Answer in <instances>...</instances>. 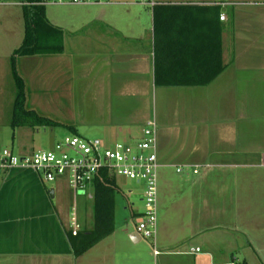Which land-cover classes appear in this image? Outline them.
I'll return each instance as SVG.
<instances>
[{
	"label": "crops",
	"instance_id": "1",
	"mask_svg": "<svg viewBox=\"0 0 264 264\" xmlns=\"http://www.w3.org/2000/svg\"><path fill=\"white\" fill-rule=\"evenodd\" d=\"M4 1L0 87L15 90L7 81L24 40V11L13 9L23 10L20 0ZM154 1V8L137 0L79 7L90 18L83 32L61 30V53L18 60L33 96L26 93L27 111L43 107L48 70L52 98L67 87L70 104L73 87L83 89V110L104 127L99 140L108 145L134 143L156 121L161 217L159 237L145 243L151 254L131 249L144 243L135 223L129 233L113 221L107 238L75 257L67 233L77 198L63 181L48 185L34 171L14 169L0 175V264H264V0ZM75 63L82 67L76 75ZM140 202L134 221L143 194Z\"/></svg>",
	"mask_w": 264,
	"mask_h": 264
},
{
	"label": "built area",
	"instance_id": "2",
	"mask_svg": "<svg viewBox=\"0 0 264 264\" xmlns=\"http://www.w3.org/2000/svg\"><path fill=\"white\" fill-rule=\"evenodd\" d=\"M105 0H41L39 6H94ZM141 5L154 8V0H137ZM23 5V4H20ZM220 20L225 21L223 15ZM158 130L155 120L148 121L142 137L134 143L108 145L99 139L86 140L67 136L57 142L53 149L19 156L9 149H0V175L14 169L31 170L42 175L47 184L65 182L76 199L87 195L89 188L104 175L122 177L143 185L142 216L136 221L135 235L142 241L153 242L157 236L158 213ZM181 173L182 169H178ZM198 174V170H193ZM77 205L69 212V232L73 237L82 230L78 221ZM192 249L190 253H199ZM153 254L159 252L153 247Z\"/></svg>",
	"mask_w": 264,
	"mask_h": 264
},
{
	"label": "rangeland",
	"instance_id": "3",
	"mask_svg": "<svg viewBox=\"0 0 264 264\" xmlns=\"http://www.w3.org/2000/svg\"><path fill=\"white\" fill-rule=\"evenodd\" d=\"M4 2L8 3L12 1L5 0ZM79 7L83 6H46L44 11L45 18L46 20H49L53 25H56L60 30L64 31V34L68 36L70 32H73L75 30L82 31V22L85 18H90L87 9ZM13 9L15 11H23L19 7H15ZM147 14L149 15L148 11ZM16 51L10 58V67L12 65V62L15 63L16 70L19 76V59H30L33 57L41 59V57L44 56L35 55L21 57L16 54ZM75 64L78 65L74 66V74L76 75L77 72L81 71L82 67H80V65L77 63ZM46 73L49 75V84L51 87L49 85H46L47 88L41 89V98H39L40 100L38 99V102H42L43 107L38 106V110L40 111L35 110L33 112L35 114L34 119L29 117L30 122H37L36 125H31L30 123V125L26 128H11L10 124L12 123V119L14 118V106H16L17 101V89L14 90V88L10 85L11 81L13 80L12 74L11 76H9L10 83L7 81L8 85H10L11 88H7L4 86L0 87V149H9L11 151L13 150L15 154H20V146H24L25 149L29 150L30 152H37L39 150H51L52 147L57 142H59V140H62L67 136H78L83 139L101 138L104 127L96 124L97 119L94 114L89 115L87 112H84L83 105L79 101V92H81L83 89L80 87H73V101L70 104L67 102L68 93L67 91H65L67 90V87L63 88L64 91H60L61 93L58 94L57 98H52L53 93L50 90H52V87H54L55 84L53 83V79H50L52 73H50L48 70L45 72V74ZM20 78L22 79V76H20ZM5 81L6 80H4L3 82ZM29 83L31 82L29 81ZM82 83L83 81L81 78L79 79V81L74 80V85L76 86L81 85ZM25 85L26 82H24V98L26 103V93L28 95V99L33 96L32 93L29 94L30 90L26 91L27 89ZM58 89L59 88H56V90ZM25 103L23 106H19V108L27 111V105ZM28 108L30 109L31 107L29 106ZM29 109L28 111L32 112V109ZM22 115H24L23 112ZM40 118L42 120L52 122L53 125L49 123L40 125ZM70 128L75 129L78 132V135L74 134ZM113 179H115V188L113 187L115 189L114 222L117 229H121L122 227L127 228L128 232L131 233L133 231L134 223L136 226V221H134L135 217H133V214L136 213V211L132 210H142V207L138 206L142 205V203L140 202V195L143 194V185L138 186L139 184H137L136 182L127 180L122 177L116 176ZM47 187L49 188L50 186ZM129 191L132 192L131 195L128 194ZM87 195L93 196V190H89L87 192ZM132 204L135 205L134 208L132 207ZM76 207L78 221L82 227V230L84 232L90 231L94 226L93 221L95 215V205L93 199H90L83 194L77 198ZM160 217L161 214L158 204L156 239L160 235ZM143 242L144 243L131 246V249L136 253L137 256H142L143 254V256L147 257L149 254H151L149 248L145 244L148 241Z\"/></svg>",
	"mask_w": 264,
	"mask_h": 264
},
{
	"label": "trees",
	"instance_id": "4",
	"mask_svg": "<svg viewBox=\"0 0 264 264\" xmlns=\"http://www.w3.org/2000/svg\"><path fill=\"white\" fill-rule=\"evenodd\" d=\"M23 4L25 31L24 40L20 48L16 51L19 56H35L59 54L63 49L62 31L51 25L45 18V8L38 4L41 0H20ZM220 46L218 44V56L220 55ZM223 70L220 59L217 62L216 76ZM11 73L17 89V101L14 106V114L11 123L12 128L20 126L36 125L37 122H30L29 117L34 119L33 112L24 111L19 106L25 103L24 82L17 73L16 65L12 62ZM214 77L212 76L210 80ZM209 80V81H210ZM208 81V82H209ZM22 112L24 115H22ZM31 113V114H30ZM33 113V114H32ZM51 124L52 122L39 119L40 125ZM74 134L75 130L70 128ZM113 178L104 175V179H97L94 183L96 193L95 197V215L94 226L90 231L81 230L75 237L67 233V238L75 257H80L96 244L107 238L114 228L113 216Z\"/></svg>",
	"mask_w": 264,
	"mask_h": 264
}]
</instances>
